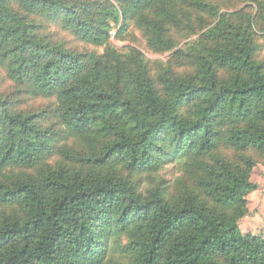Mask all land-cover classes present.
I'll return each mask as SVG.
<instances>
[{
	"label": "trees",
	"instance_id": "1",
	"mask_svg": "<svg viewBox=\"0 0 264 264\" xmlns=\"http://www.w3.org/2000/svg\"><path fill=\"white\" fill-rule=\"evenodd\" d=\"M241 1L0 0V264H264L239 225L264 161V0ZM131 24L162 58L112 43Z\"/></svg>",
	"mask_w": 264,
	"mask_h": 264
},
{
	"label": "rangeland",
	"instance_id": "2",
	"mask_svg": "<svg viewBox=\"0 0 264 264\" xmlns=\"http://www.w3.org/2000/svg\"><path fill=\"white\" fill-rule=\"evenodd\" d=\"M225 9V6L229 4L230 10L236 9L244 5L241 0H215ZM55 32L57 40H65L71 46H77L81 50H96L103 51V47L95 48L94 46L84 44L80 41L75 40V38L63 30L58 29L56 26L52 27ZM123 38L117 37L116 32L112 37V43L118 47H123L125 45H132L141 49L146 56L155 60L162 58L163 55H159L150 50L146 45V40L143 36V32L137 28L134 24H131L128 30L123 34ZM196 38V36L191 37V39ZM187 39H183L186 41ZM259 52L258 58L264 62V38L260 37L258 39ZM4 71L0 70V76H4ZM10 86V83L6 80L3 81L2 88L6 90ZM48 101L39 98H29L28 102L21 106L23 108H36L37 106H42L47 104ZM180 175L177 167L174 165H169L162 171L161 176H163L170 183L175 180V178ZM251 180L258 184V189L248 195V208L249 212L240 221L239 225L244 233L261 234L264 237V161L258 160L257 165L254 167Z\"/></svg>",
	"mask_w": 264,
	"mask_h": 264
}]
</instances>
